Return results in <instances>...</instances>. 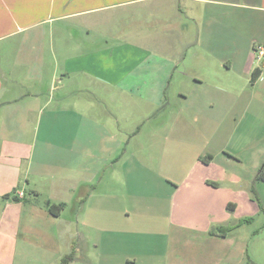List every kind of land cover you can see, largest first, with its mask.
<instances>
[{
	"label": "crops",
	"instance_id": "1",
	"mask_svg": "<svg viewBox=\"0 0 264 264\" xmlns=\"http://www.w3.org/2000/svg\"><path fill=\"white\" fill-rule=\"evenodd\" d=\"M130 12L148 22L97 46V21L125 26ZM257 45L264 0H0V264H59L67 252L70 264H95L88 228L103 212L110 245L131 246L108 264H246L238 218L256 211L262 166L249 176L228 168L241 161L225 152L224 136L234 112L236 131L250 138L264 108ZM234 65L239 78L226 79ZM130 104L139 118L125 131ZM166 105L169 122L151 129L164 138L154 140L151 177L148 160L128 148L144 145L141 126ZM148 175L169 202L161 220L132 222ZM48 200L63 204L58 215ZM219 226L230 229L221 235Z\"/></svg>",
	"mask_w": 264,
	"mask_h": 264
},
{
	"label": "rangeland",
	"instance_id": "2",
	"mask_svg": "<svg viewBox=\"0 0 264 264\" xmlns=\"http://www.w3.org/2000/svg\"><path fill=\"white\" fill-rule=\"evenodd\" d=\"M119 15L120 14H118V16ZM149 18L151 17L149 16ZM142 19L143 21H147V19H145L144 17H142ZM143 21L139 19V17L136 14H133L132 12H130V16L128 18L129 24L125 26L122 25L121 21L119 22L113 21L107 24L101 19H99L97 21V26L93 27V32L91 34L92 39L96 41L97 46L105 45L107 43L118 44L120 43V41L126 40L125 38L126 29H130V31L137 30L138 28H141L142 23H146ZM129 39H135V38H129ZM234 40L237 41L235 38ZM234 44L236 43L234 41L231 42L229 38H225L223 42V46L228 48V50H231V47H233ZM240 44L241 47L245 46V41L244 40L241 41ZM251 48L253 49V46H251ZM232 54L234 53L232 52ZM257 55L259 56L258 52ZM224 76L226 79H232V78L238 79L239 72L237 70V66L234 65L232 70H227L226 73H224ZM258 95L259 97H262L261 92H259ZM135 109L136 108L134 107V104H130V106L128 107V114L127 115L126 113L124 114L122 125L125 131L128 128L132 129L135 120L139 118L137 117L139 116L138 115L139 113L135 112L134 111ZM170 110L171 109H167V105L166 108L156 110L152 114L149 121L148 122L146 121V124L142 125L141 126L142 129L138 132L140 138L142 139V141H144V145L137 146L136 144L137 141H133L130 145V148H128L130 153L131 151L137 152V155L144 157L148 160L149 166L152 170L150 171L151 177L154 176L153 175L154 171H158V169L154 170V164H152L154 158H157L159 156L158 150L153 148L154 140L156 139L160 143L164 142L163 134L154 133L151 129L155 125L163 124L164 122H169L170 118H168L167 116ZM228 121H230L227 123L226 126L228 131L226 132V136H224V144H225L224 146L226 147L225 152L229 154L231 152L234 153L230 155H233V157L236 158L237 160L240 159L241 162L233 161V163L230 162L227 163L226 165L228 166V168L233 169L235 172H240L241 175L249 176L251 175V172L253 175V165H255L256 163L257 167L259 168L264 164V108H262V106H259L258 115L256 116V118L252 119L253 122L252 126L254 125V127H252V133L251 135H249L250 138H247L244 134L243 135L239 134L241 132L238 133L236 131L234 126L236 121L234 112L229 115ZM141 124H143V121L141 122ZM137 130L138 128L135 127L134 131ZM132 135L133 133L130 134V136ZM217 162L225 163L224 160L222 159V155H219V157L217 158ZM155 165L157 166V164ZM148 176L143 180H141L140 182L139 185L140 188L138 190L139 198L138 197L137 198L140 201L139 205L141 209L139 213L134 214L132 216L131 219L132 222L134 221V218L136 219V221H145V222L161 220V218L157 216L158 214L160 215V212L164 209L165 202L166 203L169 202L170 196H167L168 195L167 192L164 191L163 188H160L158 186V182L156 179L153 180V178ZM242 184L243 185L245 184L244 181H242ZM248 184L250 185L251 182H248ZM258 184H263V181L258 180ZM251 193L253 194L252 197L256 200L255 202L256 211L251 210L250 214H245L247 216H242L240 217L241 219L238 218L239 219L238 224H240V222L245 223L240 232L243 234V237H246L247 239L245 246L246 253L243 260L245 261L246 264H264V209L262 208V202L264 201L262 200V197L264 199V190L262 191V197L258 194L257 196L254 195V192L252 190ZM98 200L99 201L97 200L95 201V204L97 206L104 205L102 198H99ZM129 201L130 199L127 197V202H126L127 206L129 204ZM237 201L235 200L232 202L235 203V205H237ZM73 214L74 212L72 211V209H69L64 213V216L68 217V216H72ZM235 214L239 217L240 215H244V211L239 208L238 210H235ZM82 215H83L82 216L83 219H85L84 217L88 215L87 221H89V217L91 216L90 211ZM96 215H97V220H93V221H95L97 226L95 228L93 227L88 228V232H91L92 237L94 239L93 241L98 244L97 248L93 247V251L91 255L94 259L95 264H108L109 259L112 256H114L115 253L116 254L125 253L126 251L131 250L130 249L131 246L127 242L125 244V247L121 245L119 247L113 248L107 240L108 234L105 228L106 219L104 218V212ZM52 232L54 233L55 240L58 241L59 239L58 233L60 232L58 227L52 229ZM69 232H70L69 230L64 231V238L68 242H69V238H71ZM107 242L109 243V245L107 244ZM146 249L152 252L153 246L150 247V243H148ZM86 254L89 255V251L86 252ZM50 264H55V262L52 261L50 262ZM75 264H86V263L77 260Z\"/></svg>",
	"mask_w": 264,
	"mask_h": 264
},
{
	"label": "trees",
	"instance_id": "3",
	"mask_svg": "<svg viewBox=\"0 0 264 264\" xmlns=\"http://www.w3.org/2000/svg\"><path fill=\"white\" fill-rule=\"evenodd\" d=\"M260 74H261V68L257 67L253 71V79H257V77H259ZM257 179L259 181L264 182V164L259 169V172L257 174ZM229 206L234 207L235 203H230ZM47 207L52 213L58 215L63 208V204L52 203L51 201L48 200ZM219 227L222 229L221 235H225V233L230 229V226H219ZM212 231H215V229H213ZM74 258H75L74 252L67 253L61 258V261L59 264H70L74 260Z\"/></svg>",
	"mask_w": 264,
	"mask_h": 264
},
{
	"label": "built area",
	"instance_id": "4",
	"mask_svg": "<svg viewBox=\"0 0 264 264\" xmlns=\"http://www.w3.org/2000/svg\"><path fill=\"white\" fill-rule=\"evenodd\" d=\"M255 50L258 52L260 58L264 59V46L263 45H258ZM20 195L22 196L23 193H20Z\"/></svg>",
	"mask_w": 264,
	"mask_h": 264
}]
</instances>
